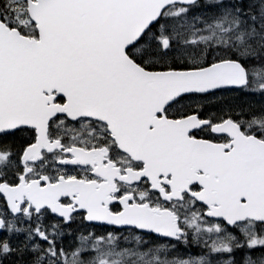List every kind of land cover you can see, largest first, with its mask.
<instances>
[{
	"label": "snow or ice",
	"instance_id": "1",
	"mask_svg": "<svg viewBox=\"0 0 264 264\" xmlns=\"http://www.w3.org/2000/svg\"><path fill=\"white\" fill-rule=\"evenodd\" d=\"M0 264H264V0H0Z\"/></svg>",
	"mask_w": 264,
	"mask_h": 264
}]
</instances>
